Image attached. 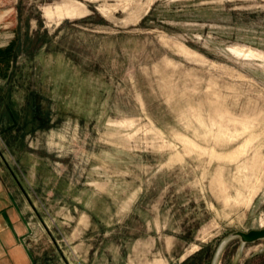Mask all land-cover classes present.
<instances>
[{
  "label": "rangeland",
  "instance_id": "1",
  "mask_svg": "<svg viewBox=\"0 0 264 264\" xmlns=\"http://www.w3.org/2000/svg\"><path fill=\"white\" fill-rule=\"evenodd\" d=\"M0 172L30 264H264V0H0Z\"/></svg>",
  "mask_w": 264,
  "mask_h": 264
},
{
  "label": "crops",
  "instance_id": "2",
  "mask_svg": "<svg viewBox=\"0 0 264 264\" xmlns=\"http://www.w3.org/2000/svg\"><path fill=\"white\" fill-rule=\"evenodd\" d=\"M24 229L19 207L0 172V264H30V255L21 236Z\"/></svg>",
  "mask_w": 264,
  "mask_h": 264
},
{
  "label": "water",
  "instance_id": "3",
  "mask_svg": "<svg viewBox=\"0 0 264 264\" xmlns=\"http://www.w3.org/2000/svg\"><path fill=\"white\" fill-rule=\"evenodd\" d=\"M233 233L238 235L241 242H249L264 237V226L247 230H235Z\"/></svg>",
  "mask_w": 264,
  "mask_h": 264
}]
</instances>
